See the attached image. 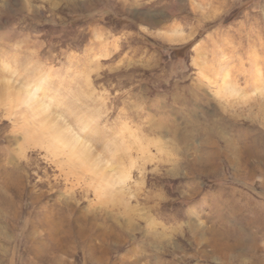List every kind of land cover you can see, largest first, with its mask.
I'll return each instance as SVG.
<instances>
[{"label": "rangeland", "instance_id": "1", "mask_svg": "<svg viewBox=\"0 0 264 264\" xmlns=\"http://www.w3.org/2000/svg\"><path fill=\"white\" fill-rule=\"evenodd\" d=\"M2 83L0 264H264V0H0Z\"/></svg>", "mask_w": 264, "mask_h": 264}, {"label": "bare ground", "instance_id": "2", "mask_svg": "<svg viewBox=\"0 0 264 264\" xmlns=\"http://www.w3.org/2000/svg\"><path fill=\"white\" fill-rule=\"evenodd\" d=\"M23 89H22V93H24L25 94V97L27 98V99H33V94H32V92H31V89H29V87L27 88V87H22ZM8 90V93H10V90H12V88L10 87V85L8 86V87H6V83H2V84H0V95H2V94H4V93H6V91ZM19 92H20V90H19ZM34 92V91H33ZM18 95V94H17ZM24 96V95H23ZM1 98V97H0ZM27 101V100H26ZM36 101H38V99L36 98ZM38 105H39V107H42V109H40V110H43V112L44 113H46L47 115H46V117L48 116V115H50L49 113H50V110H48L47 108H46V105L45 104H42V103H40L39 101H38ZM45 103V102H44ZM51 118V117H50ZM49 119V118H48ZM53 120V119H52ZM64 120V119H63ZM46 121V120H45ZM56 121V119L53 121V122H55ZM52 122V123H53ZM62 123V122H61ZM63 124V123H62ZM51 125V124H50ZM51 128H53V129H56V130H58V128L57 127H55V126H53V124H52V127ZM67 128V127H66ZM55 131V130H54ZM63 131V130H62ZM55 132H57V131H55ZM67 134H68V132H66ZM61 133H57V135L59 136ZM71 137H72V139H71ZM79 137V136H78ZM77 136H76V134L75 133H72L71 134V136L69 137V138H67V140H66V142L67 141H69L70 143L69 144H73V147L74 146H76V145H80V143L82 142L83 144H81L82 146H84L85 147V149H86V151L87 152H89L88 151V145L85 143V141L84 140H81L80 138H78ZM59 138H62L63 139V133L59 136ZM60 140V139H59ZM84 144H86V145H84ZM239 238V237H238Z\"/></svg>", "mask_w": 264, "mask_h": 264}]
</instances>
